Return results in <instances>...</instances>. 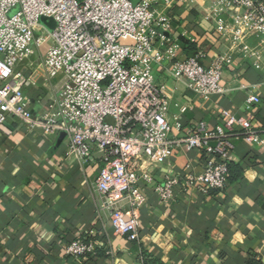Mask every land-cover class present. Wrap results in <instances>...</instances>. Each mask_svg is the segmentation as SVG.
<instances>
[{"label": "built area", "instance_id": "obj_1", "mask_svg": "<svg viewBox=\"0 0 264 264\" xmlns=\"http://www.w3.org/2000/svg\"><path fill=\"white\" fill-rule=\"evenodd\" d=\"M175 7L197 11L244 53L251 40L264 42V0H0V128L13 122L26 133L66 130L69 154L80 163L99 152L96 191L112 206L115 233L131 241L140 238L138 209L148 201V184L160 203L170 202L177 187L184 193L223 191L236 136L264 154L263 130L249 115L223 110L222 123H185L188 105L177 104L172 122L169 89L156 72L185 82L203 100L230 90L223 82L224 57L204 64L202 51L181 55L169 14ZM43 16L55 21L53 30L41 23ZM42 47L43 57L33 58ZM36 61L43 74L32 69ZM42 79L51 86L56 113L34 116L28 92L42 89ZM262 102L258 91L248 89L246 109ZM179 151H197L203 169L188 164L181 175L170 172L154 182L152 166ZM123 200L128 209L118 206ZM97 248L81 239L66 253L85 259Z\"/></svg>", "mask_w": 264, "mask_h": 264}, {"label": "crops", "instance_id": "obj_2", "mask_svg": "<svg viewBox=\"0 0 264 264\" xmlns=\"http://www.w3.org/2000/svg\"><path fill=\"white\" fill-rule=\"evenodd\" d=\"M169 14L183 58L202 51V62L211 64L224 57L223 82L230 89L203 100L185 82L159 72L171 96L172 122L177 104L188 105L185 123L219 124L228 110L252 117L264 137V42L251 40V50L244 53L197 11L175 7ZM32 69L44 73L38 61ZM41 83L46 84L42 89L28 92L30 109L34 116L53 115L51 86L44 79ZM248 89L263 99L252 109H246ZM10 125L0 128V264H146L145 259L152 264H264V154L244 136L235 137L231 159L243 172L225 190L184 193L177 187L170 202L160 203L148 184V201L138 209L140 238L131 241L115 233L112 206L96 191L99 152L80 163L69 154L66 130L45 135L42 129L26 133L17 123ZM188 164L193 171L203 169L197 151H179L152 166L153 180L161 182L170 172L181 175ZM119 205L128 209V200ZM81 239L98 243L100 254L68 255L67 245Z\"/></svg>", "mask_w": 264, "mask_h": 264}, {"label": "trees", "instance_id": "obj_3", "mask_svg": "<svg viewBox=\"0 0 264 264\" xmlns=\"http://www.w3.org/2000/svg\"><path fill=\"white\" fill-rule=\"evenodd\" d=\"M243 172V168L240 166V165H235L233 163H230L229 165V173H230V176H229V182L232 180H237L240 178L241 174ZM101 252V249L97 248L96 250V254H100ZM146 257V255H145ZM152 262L154 263L153 260H150V259H145V263L146 264H152Z\"/></svg>", "mask_w": 264, "mask_h": 264}, {"label": "rangeland", "instance_id": "obj_4", "mask_svg": "<svg viewBox=\"0 0 264 264\" xmlns=\"http://www.w3.org/2000/svg\"><path fill=\"white\" fill-rule=\"evenodd\" d=\"M40 21H44V19H43V17L40 19ZM45 26L47 27V28H55V25H56V23H55V21L53 20V19H45ZM42 24H43V22H41ZM45 51H46V48L45 47H42L41 48V50H40V52L38 53H36L34 56H33V58H39V57H43V55L45 54ZM156 74V77H158V73L156 72L155 73Z\"/></svg>", "mask_w": 264, "mask_h": 264}, {"label": "water", "instance_id": "obj_5", "mask_svg": "<svg viewBox=\"0 0 264 264\" xmlns=\"http://www.w3.org/2000/svg\"><path fill=\"white\" fill-rule=\"evenodd\" d=\"M43 19H44V21H45V19H50V18L43 17ZM44 21H41V22H43V25L45 24V22H44ZM48 29H49V30H53L54 28H48ZM4 125H6V126H9V127L13 128V127H12V125H10V123H8V122L4 123Z\"/></svg>", "mask_w": 264, "mask_h": 264}]
</instances>
